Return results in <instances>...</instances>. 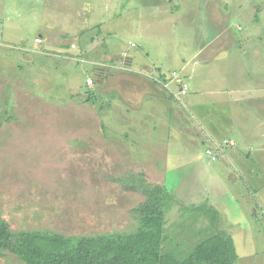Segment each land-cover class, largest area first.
Listing matches in <instances>:
<instances>
[{
    "label": "rangeland",
    "instance_id": "1",
    "mask_svg": "<svg viewBox=\"0 0 264 264\" xmlns=\"http://www.w3.org/2000/svg\"><path fill=\"white\" fill-rule=\"evenodd\" d=\"M226 27L232 33L228 44L244 48L239 59L227 52L213 61L218 75L228 77L221 88L230 93L237 79L246 90L256 87L264 81L253 63L256 48L264 57V0H0V76L11 87L0 102V121L14 116L0 132V215L14 230L132 233L139 223L130 211L144 199L114 179L145 172L174 197L167 249L175 242L182 251L192 249L215 217L208 211L213 207L221 214L219 229H225L226 216L241 221L230 233L239 263L264 264V241L253 246L239 238L252 231L264 235V217L256 213L253 220L247 213L252 204L242 207L232 193H221L224 178L230 183L234 176L251 194L248 174L259 169L264 178V148L243 147L241 139L233 146L228 139L211 140L219 123L224 130L233 125L232 111L227 115L213 101L223 93L208 89L200 106L210 107L201 115L177 106L166 91L126 114L129 108L109 99L114 94L100 85L102 69L127 71L129 61L150 62L161 74L182 73L193 53ZM40 36L44 54L37 50ZM217 60H223L220 68ZM89 96L94 102L87 104ZM245 135L243 141L253 138ZM236 147L243 154L234 156ZM209 148L218 157L214 162L206 155ZM170 254L163 264H179ZM0 264L25 263L8 254Z\"/></svg>",
    "mask_w": 264,
    "mask_h": 264
},
{
    "label": "trees",
    "instance_id": "2",
    "mask_svg": "<svg viewBox=\"0 0 264 264\" xmlns=\"http://www.w3.org/2000/svg\"><path fill=\"white\" fill-rule=\"evenodd\" d=\"M1 78L0 102L5 90L11 88ZM93 102L94 98L89 96L87 104ZM13 119L10 116L0 121V132ZM99 123L102 131L105 130L100 120ZM6 148L14 152L11 147ZM114 180L125 191L143 196L144 200L130 211L139 223L134 232L68 235L52 230H14L0 215V259L10 254L25 264H163L164 255L171 253L179 264H188L180 259L182 256L183 259L191 257L193 264H236L234 240L219 229V213L215 208H208L215 217L209 220L201 240L192 249L182 251L178 242L174 249H167L170 238L166 233L167 214L174 197L166 186L150 180L145 172L129 171Z\"/></svg>",
    "mask_w": 264,
    "mask_h": 264
},
{
    "label": "crops",
    "instance_id": "3",
    "mask_svg": "<svg viewBox=\"0 0 264 264\" xmlns=\"http://www.w3.org/2000/svg\"><path fill=\"white\" fill-rule=\"evenodd\" d=\"M211 24V22H210ZM218 24L221 26V22L214 21L212 22V25ZM225 28V26H222ZM227 31L225 32V29L222 30V32L216 34L214 36V39L212 42L208 45H206L204 48H200L197 51L193 53V56L191 57V60L185 64L182 67V73L179 72H173L177 75L175 76L173 73L170 74V70L167 72L170 74H161L162 69L158 68L157 66H153L150 62L147 64L141 65L136 61L128 62L127 71H120L116 72L115 70L111 69H102V73H99V76L104 77L105 83H100V85L105 86L106 92L113 93L114 95H109V99L122 101L124 108L128 107L129 109L126 112L130 113L131 108H137L139 107L146 99L154 100L155 98L159 99L161 98V94L165 93V97L171 101H173L177 106H180L182 109L187 110L189 107L193 110V112L196 111V113L199 115L203 114L202 109H205V113L209 109V105H203L202 107L200 104L205 103L207 100L205 99L206 93L208 89H215V93L220 92L223 93L220 97V99L213 98V101L215 104L220 106L222 108V105L225 108L220 109L222 112H226L227 115L228 111H232V121L233 125L232 127L225 129V127L222 126L221 123H219V131H222L220 134L219 131L216 132V136L214 138H211V140H222L223 142L226 141L225 139H228L230 141V144L232 143L233 146L235 144V140L242 141V143H246L243 147H257V145L262 146L264 148V81L263 78H261V83L256 84V87L253 86V88H249L246 90L244 88L242 81L240 79H237L236 82L232 80V84H235L236 87L232 88L230 93L227 92V89L222 90L221 86L228 83V77H225L224 75H218L221 71L216 69L213 65V61L216 59L218 55L221 53L224 55L227 52H235L238 59L241 57L239 54L241 50L244 48L243 45L240 44H228V39L230 36V29L226 27ZM230 32V33H229ZM232 34V33H231ZM41 39H43L42 36H40ZM41 44H44V39L42 42H40L38 45H40L41 48H37V50L43 54L45 51H48L47 49H44ZM237 49H240L238 51ZM45 50V51H43ZM259 49L256 48L255 51L257 54L254 58V65L255 70L259 71L264 75V57L262 55V51H258ZM243 56L245 58L246 51H242ZM75 55H72L74 57ZM78 56V55H77ZM58 57V56H57ZM226 57V55L224 56ZM73 61V60H72ZM223 60H217L218 62V68H220L221 62ZM243 61V60H242ZM74 62V61H73ZM136 63L140 64L137 65ZM107 70V71H106ZM110 70V71H109ZM263 71V72H262ZM95 72V71H94ZM206 72L208 73V76L206 75ZM96 73V72H95ZM258 75H261V74ZM97 74V73H96ZM259 77V76H257ZM89 80V79H88ZM199 81L196 83V81ZM188 86V91L186 94L181 93V85ZM193 83V84H191ZM116 84L118 86H116ZM209 86H205V85ZM89 87H92L93 85H89ZM210 87V88H208ZM246 87V86H245ZM114 88V91L112 90ZM104 89V90H105ZM116 89V90H115ZM214 94V93H213ZM121 95V96H120ZM181 97L185 98L184 103H182ZM149 100V101H150ZM164 101V100H163ZM109 103V101H108ZM216 106V107H218ZM179 108V107H178ZM199 108L200 111L197 109ZM230 116V115H229ZM231 121L230 119H228ZM251 121H253L251 123ZM222 129V130H221ZM241 132V133H239ZM224 133H229L230 137L226 138L227 136H224ZM245 133L244 139L247 140L249 138V135H251L253 138L249 139L248 141H243L242 135ZM255 136V137H254ZM260 141V142H259ZM216 142V141H215ZM214 142V143H215ZM227 142V141H226ZM259 142V144L257 143ZM250 143V144H248ZM256 143L257 145H255ZM234 156H239L240 154H243L241 149L238 147L234 150ZM253 152H251L252 154ZM236 163L240 164V167L243 171V165L241 159L237 158L235 159ZM258 163V160L254 163ZM262 162V161H261ZM245 172V171H244ZM247 172V171H246ZM262 171L257 170L255 171L253 168L251 170V173L248 175L251 178V194L247 192L243 185L240 183H237L236 178L233 177V181L230 183H227V179H229V176H226L224 178V182L222 183V195L225 196L226 194H233V197H236L237 202L242 206H246V204H252L250 207H248L250 210L247 211L248 216L249 213L252 216V219L255 220L256 213H261L264 217V178L262 177ZM227 188L230 189L227 191ZM256 207V208H253ZM217 210V209H216ZM261 210V211H257ZM218 211V210H217ZM219 213V219L221 218V214ZM223 216V215H222ZM260 219V218H259ZM222 220V219H221ZM225 221H222V223H225L224 230L227 234H229L235 244L236 252L238 255V259L236 264H240V254L238 252L237 242L235 240V237L231 235L232 228L234 226H240L241 221L240 220H233L229 221L228 217L224 219ZM230 223H236L235 225ZM221 225V224H218ZM240 243L244 244L246 241L247 243H250L251 245H256V240L260 239L264 241V235L261 233H254L253 231L251 233L246 234H239ZM255 253V250H252V254Z\"/></svg>",
    "mask_w": 264,
    "mask_h": 264
},
{
    "label": "built area",
    "instance_id": "4",
    "mask_svg": "<svg viewBox=\"0 0 264 264\" xmlns=\"http://www.w3.org/2000/svg\"><path fill=\"white\" fill-rule=\"evenodd\" d=\"M38 42H41V39H38L37 40ZM175 76L177 75L176 73H173ZM89 85H93V81L92 80H89ZM180 85H181V83H180ZM181 87H182V89H181V93L184 95V94H186L187 93V91H188V86H186V85H181ZM206 155L208 156V157H210L211 158V161H216L217 159H218V157L216 156V154L214 153V151L212 150V149H207V151H206Z\"/></svg>",
    "mask_w": 264,
    "mask_h": 264
}]
</instances>
